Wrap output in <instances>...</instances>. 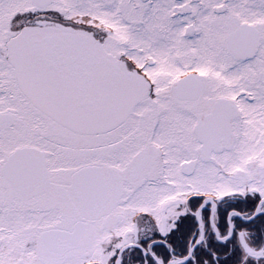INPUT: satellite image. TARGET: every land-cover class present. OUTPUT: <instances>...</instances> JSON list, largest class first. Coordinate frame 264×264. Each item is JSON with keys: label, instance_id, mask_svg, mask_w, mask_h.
Wrapping results in <instances>:
<instances>
[{"label": "snow or ice", "instance_id": "1", "mask_svg": "<svg viewBox=\"0 0 264 264\" xmlns=\"http://www.w3.org/2000/svg\"><path fill=\"white\" fill-rule=\"evenodd\" d=\"M0 264H264V0H0Z\"/></svg>", "mask_w": 264, "mask_h": 264}]
</instances>
